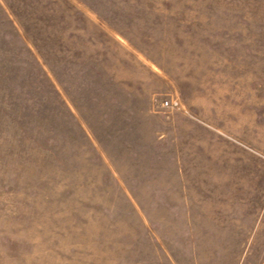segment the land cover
I'll return each mask as SVG.
<instances>
[{
	"label": "rangeland",
	"instance_id": "1",
	"mask_svg": "<svg viewBox=\"0 0 264 264\" xmlns=\"http://www.w3.org/2000/svg\"><path fill=\"white\" fill-rule=\"evenodd\" d=\"M0 264H264V0H0Z\"/></svg>",
	"mask_w": 264,
	"mask_h": 264
},
{
	"label": "built area",
	"instance_id": "2",
	"mask_svg": "<svg viewBox=\"0 0 264 264\" xmlns=\"http://www.w3.org/2000/svg\"><path fill=\"white\" fill-rule=\"evenodd\" d=\"M164 105L167 106V107H169L170 105L173 106V104H171L169 101L164 102Z\"/></svg>",
	"mask_w": 264,
	"mask_h": 264
}]
</instances>
